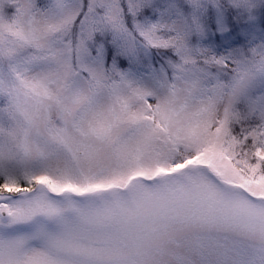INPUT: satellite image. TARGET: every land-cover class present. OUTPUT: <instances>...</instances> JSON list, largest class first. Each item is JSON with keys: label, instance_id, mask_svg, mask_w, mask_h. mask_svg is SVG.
<instances>
[{"label": "snow or ice", "instance_id": "1", "mask_svg": "<svg viewBox=\"0 0 264 264\" xmlns=\"http://www.w3.org/2000/svg\"><path fill=\"white\" fill-rule=\"evenodd\" d=\"M0 264H264V0H0Z\"/></svg>", "mask_w": 264, "mask_h": 264}]
</instances>
